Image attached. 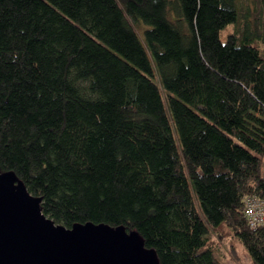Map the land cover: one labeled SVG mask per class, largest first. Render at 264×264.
I'll return each instance as SVG.
<instances>
[{
    "label": "trees",
    "instance_id": "1",
    "mask_svg": "<svg viewBox=\"0 0 264 264\" xmlns=\"http://www.w3.org/2000/svg\"><path fill=\"white\" fill-rule=\"evenodd\" d=\"M0 166L160 264H264V0H0Z\"/></svg>",
    "mask_w": 264,
    "mask_h": 264
},
{
    "label": "water",
    "instance_id": "2",
    "mask_svg": "<svg viewBox=\"0 0 264 264\" xmlns=\"http://www.w3.org/2000/svg\"><path fill=\"white\" fill-rule=\"evenodd\" d=\"M41 202L0 166V264H160L138 232L93 222L66 227Z\"/></svg>",
    "mask_w": 264,
    "mask_h": 264
},
{
    "label": "rangeland",
    "instance_id": "3",
    "mask_svg": "<svg viewBox=\"0 0 264 264\" xmlns=\"http://www.w3.org/2000/svg\"><path fill=\"white\" fill-rule=\"evenodd\" d=\"M249 0H243L248 3ZM143 24V23H142ZM137 24V30L141 33L147 25ZM218 246L215 248V255L222 264H253L243 246L230 238L218 240Z\"/></svg>",
    "mask_w": 264,
    "mask_h": 264
},
{
    "label": "built area",
    "instance_id": "4",
    "mask_svg": "<svg viewBox=\"0 0 264 264\" xmlns=\"http://www.w3.org/2000/svg\"><path fill=\"white\" fill-rule=\"evenodd\" d=\"M244 215L250 227L264 226V197L248 195L244 201Z\"/></svg>",
    "mask_w": 264,
    "mask_h": 264
},
{
    "label": "bare ground",
    "instance_id": "5",
    "mask_svg": "<svg viewBox=\"0 0 264 264\" xmlns=\"http://www.w3.org/2000/svg\"><path fill=\"white\" fill-rule=\"evenodd\" d=\"M244 201H245V199H244ZM247 222H248V220H247ZM249 224V223H248ZM250 226V225H249Z\"/></svg>",
    "mask_w": 264,
    "mask_h": 264
}]
</instances>
